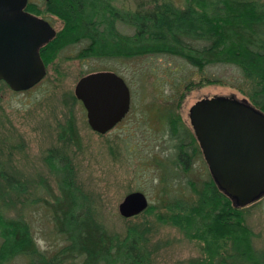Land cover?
<instances>
[{"label":"trees","instance_id":"obj_1","mask_svg":"<svg viewBox=\"0 0 264 264\" xmlns=\"http://www.w3.org/2000/svg\"><path fill=\"white\" fill-rule=\"evenodd\" d=\"M118 1L44 0L40 8L28 0L26 9L49 13L62 21L56 35L40 48L46 68L65 46L86 39L73 57L165 53L183 58L201 73L197 79L174 82L169 94L175 95L174 99L158 113L175 141L173 159L157 163L160 199L135 215L121 216L129 220L123 230L111 228L99 216L92 195L76 180L71 157L61 148L49 147L44 159L55 173L59 194L48 208L51 247L41 248L22 211L39 199H22L26 183L0 162V198L5 205L21 202L15 217L0 210V264L16 256L27 264H154L159 245L151 239L145 218L151 213L200 245L202 254L187 264H264V248H255L257 234L246 222V210L264 195L236 206L217 186L209 169L201 179L192 178L188 172L193 159L200 156V148L178 111L189 89L222 82L204 75L203 70L207 65L224 63L240 70L246 88L239 84L237 89L264 112V0H130L129 5ZM70 97L78 100L73 94ZM66 127L59 138L75 143L72 123L68 121ZM38 184L47 190L43 179ZM139 216L142 220H134Z\"/></svg>","mask_w":264,"mask_h":264},{"label":"rangeland","instance_id":"obj_2","mask_svg":"<svg viewBox=\"0 0 264 264\" xmlns=\"http://www.w3.org/2000/svg\"><path fill=\"white\" fill-rule=\"evenodd\" d=\"M40 8L44 0H30ZM120 4V0L118 1ZM129 5L130 0H125ZM47 18L55 28L62 21L49 13ZM124 31H130L123 27ZM86 39L65 46L55 60L48 64L45 76L33 87L14 91L0 82V162L6 171L26 183L22 199L31 202L24 207L25 217L31 222L35 238L41 248L51 247V214L59 194L55 173L50 171L44 156L47 148L65 150L71 157L76 180L93 197L99 216L105 223L123 230L129 220L118 212V202L131 190H142L149 202L160 199L159 166L162 159H173L174 140L158 117L160 109L174 96L172 85L182 79H197L201 74L183 58L165 53L134 57L78 59L75 53ZM96 69H110L119 73L129 86L130 110L113 128L105 133L94 131L88 124L85 108L80 100H72L77 79ZM204 75L217 77L222 82L206 83L189 89L179 106L182 119L189 124L188 110L198 98L215 94L246 96L237 89L246 88L240 70L232 64L207 65ZM68 121L72 123L75 143L59 138ZM68 132V131H67ZM188 174L192 178L207 175L208 166L201 156L192 161ZM44 180L46 189L39 186ZM180 186V185H179ZM13 194L10 193V196ZM10 196L7 199H10ZM21 202L5 205L0 198V210L7 217H15ZM151 227L152 240L159 247L154 264H187L190 258L202 254L197 241L187 238L177 227L159 221L154 214L145 216ZM134 220H142V216ZM246 222L257 234L253 238L256 249L264 248V197L246 210ZM3 264H27L16 256Z\"/></svg>","mask_w":264,"mask_h":264},{"label":"water","instance_id":"obj_3","mask_svg":"<svg viewBox=\"0 0 264 264\" xmlns=\"http://www.w3.org/2000/svg\"><path fill=\"white\" fill-rule=\"evenodd\" d=\"M28 0H0V80L24 91L46 74L40 48L56 35L50 22L26 9ZM74 95L98 133L113 128L130 107V89L110 69L84 73ZM189 124L217 186L236 206L264 195V112L246 97L215 94L196 99L188 110ZM149 204L142 190L127 192L118 212L129 217Z\"/></svg>","mask_w":264,"mask_h":264},{"label":"flooded vegetation","instance_id":"obj_4","mask_svg":"<svg viewBox=\"0 0 264 264\" xmlns=\"http://www.w3.org/2000/svg\"><path fill=\"white\" fill-rule=\"evenodd\" d=\"M28 10V9H27ZM28 11H30V10H28ZM30 12H32V11H30ZM32 13H34V12H32ZM34 14H36V15H40V14H38V13H34ZM40 16H42V15H40ZM42 17H44V16H42ZM45 18V17H44ZM47 19V18H46ZM48 20V19H47ZM49 21V20H48ZM50 22V21H49ZM50 24L53 26V24L50 22ZM54 27V26H53ZM55 28V27H54ZM56 31H57V28H56ZM97 70V69H96ZM130 102H131V94H130ZM131 104V103H130ZM129 110H130V107H129V109H128V111L126 112V114L122 117V119L127 115V113L129 112ZM121 119V120H122ZM120 120V121H121ZM189 126H190V124H188ZM191 127V126H190ZM192 129V128H191ZM193 131V130H192ZM194 133V132H193ZM196 141H197V139H196ZM197 145L199 146V143H198V141H197ZM199 148H200V146H199ZM200 156L204 159V157H203V155H202V151H201V148H200Z\"/></svg>","mask_w":264,"mask_h":264}]
</instances>
